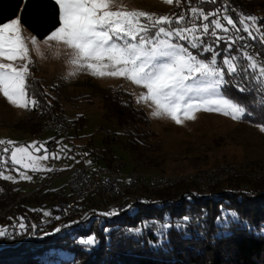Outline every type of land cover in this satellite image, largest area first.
I'll list each match as a JSON object with an SVG mask.
<instances>
[{
	"label": "trees",
	"instance_id": "16d2710c",
	"mask_svg": "<svg viewBox=\"0 0 264 264\" xmlns=\"http://www.w3.org/2000/svg\"><path fill=\"white\" fill-rule=\"evenodd\" d=\"M179 3L174 9L173 27L178 26L174 20L183 15L180 8L190 13L191 7L216 13L206 20L207 23L214 18L222 20L224 15L234 20L235 28L224 21L235 30L230 41L213 37L211 28L201 39L216 45L214 51H221L219 64L224 56L237 58V73L225 77L231 81L226 86L227 92L248 108L249 114L240 121L264 124L262 85L247 67L248 61L243 55L247 49H252L264 62V0H179ZM58 13L55 0H0V23L19 17L21 25L37 39L47 37L59 25ZM249 15L257 18L255 27L259 29L257 32L249 27L251 36L239 23ZM238 40L245 46L243 52L234 46ZM34 68L31 62L27 95L37 103L31 107L25 129L29 134L38 135L47 129L54 115L62 112L59 94L63 83L61 80L47 83ZM240 88L248 91L241 92ZM101 98L105 119L116 122L129 148L156 149L151 141L158 137L152 130L149 116L146 110L136 106L129 90L108 86L102 90ZM85 120L84 115H76L70 120L71 127L80 130ZM115 138L107 134L105 145L99 151L92 148L91 141L81 148L83 152L74 144L66 148L64 155L77 157L74 162L77 165L91 156L93 165L104 161L106 166H116L117 157L109 149L110 143L116 142ZM61 144L64 145V141ZM247 172L249 175L225 176L212 185H201L196 179L186 177L168 186L133 188L114 197L91 191L73 207L59 210L61 216H53L49 225L43 223L40 206L34 209L28 206L40 204L43 199L68 200L70 195L63 186L52 189L47 180L39 191L31 193V201L27 204L24 202L27 198L16 200L22 192L20 185L1 179L0 224L11 235L0 238V264H264V233L261 232L264 229V176L261 175L264 174L258 175L254 167ZM132 193L141 194L143 200L130 202ZM109 206H112L110 211L99 210ZM232 212L237 213L239 221L233 220ZM21 218L24 230L15 223ZM89 236H94L96 242L82 244L81 240Z\"/></svg>",
	"mask_w": 264,
	"mask_h": 264
},
{
	"label": "snow or ice",
	"instance_id": "6c2138e0",
	"mask_svg": "<svg viewBox=\"0 0 264 264\" xmlns=\"http://www.w3.org/2000/svg\"><path fill=\"white\" fill-rule=\"evenodd\" d=\"M165 2L171 4L173 0ZM55 3L59 9V25L45 39L62 43L70 50L68 62L73 70L69 76L85 70L97 78H125L146 90L137 98L138 103L151 102L154 117L167 116L177 124L184 119H195L194 113L197 111L217 112L235 120L249 114L247 106L227 92L226 86L231 81L225 77L226 74L237 73V58L226 56L218 64V53L210 46L203 47L204 52L213 53L208 59L201 58L199 51L197 54L190 51V48L200 49L201 35L209 34L210 28L213 37L223 39L217 37L216 31H229L222 21L235 28L234 20L228 15H224L222 20L214 18L210 23L199 26L194 19L190 22L191 27L179 26L184 21L181 15L175 20L178 26L172 27L173 21L169 16H156L141 10L128 11L123 6L114 11V0H55ZM190 11L194 18L203 20L216 16V13H205L198 7H191ZM244 19L252 21L255 28L256 17L249 15ZM244 19L239 21L241 25H244ZM243 30L251 36L247 25ZM255 30L259 32L258 28ZM177 41H186L188 46ZM31 44L33 47L37 45L35 36L31 38ZM243 55L248 61L247 67L262 85L260 91L264 92V62L258 63L247 53ZM16 61L23 63L16 66ZM30 64L29 47L22 35L19 17L0 23V94L16 107L28 108L37 103L27 95ZM240 91L246 92L248 89L240 88ZM259 127L264 131V124ZM14 143L0 140V146L9 145L2 151L11 152V162L24 169L41 170L39 161L47 159V154L34 155L30 149L35 148V142L28 146L11 147ZM40 148H43V144ZM3 159L0 157V162ZM0 178L15 182L13 176L4 175L3 172H0ZM20 178L31 180V176L24 172L20 173ZM230 215L234 221H239L237 213ZM19 229H25L24 223L19 224ZM261 232L264 233V229ZM10 235L7 229L0 228V238ZM95 242L94 236L81 240L85 245Z\"/></svg>",
	"mask_w": 264,
	"mask_h": 264
},
{
	"label": "rangeland",
	"instance_id": "374dc122",
	"mask_svg": "<svg viewBox=\"0 0 264 264\" xmlns=\"http://www.w3.org/2000/svg\"><path fill=\"white\" fill-rule=\"evenodd\" d=\"M179 4L176 0H173L171 4L166 3L165 0H114L112 10L115 11L123 6L128 11L141 10L146 13L155 14L156 16H169L172 19L175 17L174 9H177L176 6H179ZM178 10L187 19H184L181 26L187 25L191 27L190 22L194 19L197 26L207 23L202 18L200 20L194 18L190 12L183 8ZM246 20H244V25L253 28L252 21ZM222 22L224 23V21ZM244 25L241 26L242 30ZM224 26L229 31L224 33L218 30L217 36L227 38L230 41L233 37L231 34L235 30L231 27L229 28L225 23ZM22 35L28 43L31 62L35 65L34 71L36 74L45 79L47 83L56 82L57 80H61L63 83V88L61 86L62 89L59 94L63 103L62 113L68 115L71 120L76 115L82 114L86 117V120L82 129L77 130L75 127L72 129L70 142H64V145L60 144L55 149H48L46 141L55 132L47 128L38 135L29 134L25 126L28 122L32 106L28 108L16 107L0 94V140L15 142L11 147L28 146L35 142V148L30 149V151L36 156H43L45 154L48 156L47 159L39 161L41 170L32 171L24 169L20 165H14L11 162L10 151L4 154L5 170L2 171L3 174L13 176L15 182L11 180L7 181L10 184L20 185L22 188V192H20V196H17L16 200L20 201V197H23L27 198L24 201L25 203L31 201L29 199L31 193H34L36 190L39 191L47 180L52 189L63 186L65 192L68 193L67 181L77 165L74 163L77 157L68 154L65 156L66 148L75 144L76 148H78L77 150L83 152L84 150L81 148L91 141L92 148L99 151L105 145L104 138H106L107 134L117 139L116 142H112L108 146L117 157L115 164L120 162L123 165V171L126 173L131 171L160 173L166 177H179V179L191 177L198 182L199 180L195 178L197 173L207 172L215 169V167L231 166L235 169L237 175L244 173L249 175L247 169L254 167L258 175L264 174L260 173L264 171V169H261L264 168V131L260 130L259 124L235 120L229 116L210 111H197L194 113L195 119H184L180 124H177L167 116L154 117L152 115L153 106L151 102H137L140 94L146 91L142 87L122 77L97 78L88 74L85 70L69 76L68 74L73 70V66L68 62L71 52L65 45L55 40L46 41V37H43L37 39V45L33 47L31 38L34 35L31 31L22 26ZM177 42L186 47L188 46L186 41ZM201 42L203 44L201 43L200 49L190 48V51L193 54H197L199 51L200 57L203 59L211 58L213 53L204 52L203 47L210 46L214 51L216 45L204 43L202 39ZM214 52L218 53V56L221 54L220 50ZM246 52L248 55L254 57L258 63L261 62L256 57L255 50L247 49ZM5 62L7 63L8 61ZM22 63V61L15 62L16 66H20ZM217 63L219 64V58L217 59ZM108 86H118V88H122L123 90H129L134 97L136 106L146 110L152 130L158 137V139L151 141L156 146L155 150H134L129 148L126 145L127 139L121 134L122 131L116 125V122L105 119L101 107L103 101L101 92ZM78 97H82L83 99H77ZM41 144H43V148H40ZM36 148L40 150L36 151ZM90 157L87 158L88 161L91 160ZM104 163V161H100L96 164L103 165ZM48 169L51 170L49 171ZM21 172L31 176V180L21 179ZM47 174L51 175L46 176ZM225 176L230 175H222L221 177L224 178ZM261 176L263 177L264 175ZM207 182L199 183L201 185H208ZM119 194L121 195V192ZM34 198L38 199V197ZM61 199L58 198L57 200L60 201ZM57 200H55L56 203L58 202ZM55 201H45L43 199L40 201V204L37 202L29 204L28 208L34 209V207L40 206L39 209L43 213L44 218L43 223L49 225L52 222L53 216H56V218L61 216L59 211H55ZM99 210L102 212L106 210L110 211L112 210V206L99 208ZM4 216L6 218L7 215ZM30 220L34 222L33 218ZM21 222L24 223L22 218L20 221L15 222L16 226L19 227ZM0 228H5V226L0 224Z\"/></svg>",
	"mask_w": 264,
	"mask_h": 264
},
{
	"label": "built area",
	"instance_id": "2783aa9c",
	"mask_svg": "<svg viewBox=\"0 0 264 264\" xmlns=\"http://www.w3.org/2000/svg\"><path fill=\"white\" fill-rule=\"evenodd\" d=\"M234 46L242 52L245 50V46L241 40L235 42ZM70 117L62 112L54 115L50 120L47 128L54 131L55 134L48 139L47 147L48 149H55L60 146L62 141L69 142L68 137L70 136L73 127H71ZM114 136V135H113ZM8 147V145L0 146V157L4 158L5 152L2 148ZM4 159L0 162V172L5 170ZM123 165L117 163L116 166H106V164L93 165L89 160L83 161L76 165L72 171V175L69 177L68 183V193L70 198L68 200L62 199L58 201L55 205V211L58 212L62 207L71 208L78 200L87 198L91 191L105 192L109 195L116 196L119 192L125 190H132L133 188L140 187H161L168 186L172 184L179 177H166L163 174H155L149 172H136L131 171L126 173L122 169ZM203 174V175H202ZM235 169L233 167H215L207 172L197 173L195 178L199 182H207L208 185L216 183L217 179H221L222 175H236ZM143 200V196L139 193H133L130 202Z\"/></svg>",
	"mask_w": 264,
	"mask_h": 264
}]
</instances>
